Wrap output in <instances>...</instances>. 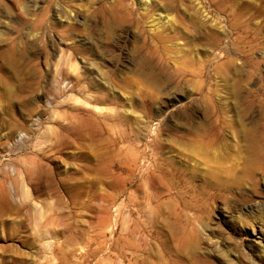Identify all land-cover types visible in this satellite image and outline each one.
<instances>
[{"label": "rangeland", "instance_id": "374dc122", "mask_svg": "<svg viewBox=\"0 0 264 264\" xmlns=\"http://www.w3.org/2000/svg\"><path fill=\"white\" fill-rule=\"evenodd\" d=\"M125 2L132 24L119 0H0V264H201L177 256L187 222L224 248L205 241L208 264H264V153L242 172L249 136L264 147V0L228 19L214 0ZM153 19L162 65L139 50ZM211 49L208 75L177 76ZM213 106L227 118L204 154L184 137Z\"/></svg>", "mask_w": 264, "mask_h": 264}, {"label": "bare ground", "instance_id": "6f19581e", "mask_svg": "<svg viewBox=\"0 0 264 264\" xmlns=\"http://www.w3.org/2000/svg\"><path fill=\"white\" fill-rule=\"evenodd\" d=\"M125 1H128V0H119L120 4L118 5V8L117 7L116 8H117V11H118V9L120 7L121 10H122L121 12H123V13L120 14L118 17L117 16H114V19L117 18L118 21L120 19L119 22H121V23H131L132 21H134V18H133L134 17L133 16V13L134 12L132 11L133 8H130L129 4L126 3ZM137 3L139 4L138 6L140 7L141 11L144 14L147 13L146 12V11H148L147 9H150L148 7L151 5V0H137ZM211 4H213V3H211ZM214 4L221 11H226L227 9H229V16H225V19H228V18H230V16L231 17L233 16V6L235 5V0H214ZM112 9H114V7ZM164 10H166V9H164ZM220 10H219V13H220ZM162 13H163V11H162ZM111 17L112 16H110V18ZM160 18H164V17L161 16ZM165 19H166V21H165ZM230 20H232V18ZM156 21L157 20L153 19L151 22L150 21L148 22V24H147V30H146L147 33H144L145 34L144 35L145 37L143 39L142 45H140V47H139V50L142 51L144 53V57L147 60H149L151 63H153L154 65H159V64L162 65V58H161L162 55L159 54V50L158 49H159V47L162 46V44L160 43L161 42L160 40H162V42H163V37H161L163 35H160L161 33L158 34L162 30V28H161V30L159 29V26H158L159 24ZM164 21H165V23L164 22L163 23L165 25H168L172 20L171 19H168V17H165L164 18ZM67 23H69V21ZM121 23H120L119 26H121ZM180 23H182V21L179 22V24ZM116 25H118V24H116ZM170 25L173 26L172 24H170ZM43 26H45V25H43ZM194 26H195V23L193 22V25L190 26V27L194 29L195 28ZM225 28H226V25H224L222 23V24L219 25V27H215L214 26L213 30L210 29L211 31H209V29H208V31L204 32L205 33L204 34V37L207 40V43H208L209 46H212L213 48H218L217 46L220 43H222L223 40H224L222 37L225 36L226 39L228 38V36L225 34ZM188 30H189V26L186 25V24H184L181 32L184 33L185 35H188V34L194 32L195 29L193 31H190V32H187ZM195 31H199V30L196 29ZM190 35H192V34H190ZM200 35H202V34L200 33ZM197 37H200V36H197ZM191 39H192V37H191ZM230 42H231V44H234V39L231 38V41ZM248 43H249L250 51H252V52L257 51L259 49V47H260L258 43H253L250 40L248 41ZM178 44L181 45V43H178ZM194 46H196V45H194ZM220 46H222V45L220 44ZM242 52L245 53V54H247L246 47H243ZM208 53H209V55L206 58H204V59H202L198 54H195V53H194L195 56L194 57L192 56L194 58L193 60L189 56L190 57V60L188 58V61L183 66V69L180 70V71H178L176 73L177 76H180V77L183 78V77H186V76L190 75V76H192L194 78H197V79L203 78V76H205L207 74V69H206L207 68V65L206 64L208 62H210V58H213L214 57L217 61L219 59V57L215 53V50L214 49H213V51H212V49L211 50H208ZM261 55L264 56V51L261 53ZM184 60H187V59H184ZM231 64H232V62L230 63V67H232ZM254 64H255V66H258L259 65L258 63H254ZM213 67H214V70H220L221 69V66L219 64H216V65L214 64ZM144 74H146V73H144ZM154 74H153V76H154ZM154 78H155V76H154ZM208 87H211V85L208 86ZM210 92H213V91H209V89H206L205 90L204 97H205L206 101H208V103L211 104L212 103V96L213 95L212 94L210 95ZM212 105H213V103H212ZM215 106H213V109L212 110L209 109V111L206 112V116H205V119L209 122L210 127L207 128V129H204L202 131L203 132L202 134H199V133H197V132H195L193 130L194 126H192L189 123L190 124V128L188 129V127H187V130H188L189 133H187V135H185L186 137H184V138H186V140H188L189 143H191V145L193 143H195V142L197 144L198 143L201 144L200 150L204 154H206L208 151H210L211 149H214L217 146V144L219 142V135H220V130L218 129V125L221 124V123H225L226 122V118H227L226 113L223 112V111H218V109H216ZM225 115H226V117H225ZM189 119H190V117H189ZM248 142H249V146H248V156L245 159V163H244V166L242 168V172H243V174L245 176H248L249 177L252 174L254 175V171L255 170H258L259 169L258 168V165H259L258 157H261V155L264 153L263 152V149H262L264 147L260 148L261 146L259 147V143H258L259 141L257 140L256 137H253V136H249ZM217 168H219V167H217ZM222 169H224V168H222ZM214 171H215V169H214ZM221 171L219 169V173ZM241 179H242V177H241ZM230 182H232V181H230ZM241 183L242 182L239 181V179H237V181L234 182V184L237 185V186L238 185L241 186ZM217 185H218V189L220 187L225 188L223 184H220V182H217ZM186 225H187V229L186 230H189L188 233H187L188 235L185 236L184 240H182L181 243L178 246L176 245L177 246V249H176L177 251L176 252L178 253L177 256H183L184 255V251L185 252L186 251H190L196 257L197 262H199L201 264H208V261H206L203 257L200 256L201 254H199L202 251V249H203V251L206 250V249H204L203 246H201L203 243H205V241L206 242L208 241L209 243H211V245L215 246V249L216 248H218V249H224L222 247V245H221L220 240H218L214 236H212V234H210V232L205 227H203L202 224H201L202 225L201 226L202 229H200V230L198 229L199 227L193 226V224H190L188 222L186 223ZM209 250L211 251L210 248H209ZM213 253H215V252H213ZM233 260H235V259H233ZM231 261H232V258H231ZM178 263H179L178 261L171 262V264H178ZM232 263H233V261H232Z\"/></svg>", "mask_w": 264, "mask_h": 264}]
</instances>
